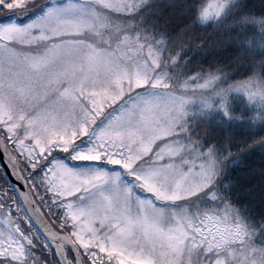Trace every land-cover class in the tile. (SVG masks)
I'll list each match as a JSON object with an SVG mask.
<instances>
[{
    "label": "snow or ice",
    "instance_id": "1",
    "mask_svg": "<svg viewBox=\"0 0 264 264\" xmlns=\"http://www.w3.org/2000/svg\"><path fill=\"white\" fill-rule=\"evenodd\" d=\"M255 152L264 0H0V264H264Z\"/></svg>",
    "mask_w": 264,
    "mask_h": 264
},
{
    "label": "trees",
    "instance_id": "2",
    "mask_svg": "<svg viewBox=\"0 0 264 264\" xmlns=\"http://www.w3.org/2000/svg\"><path fill=\"white\" fill-rule=\"evenodd\" d=\"M254 2L258 3V0H254ZM262 166H264V158L259 152H255L250 155H244L238 164L230 165L229 171L235 177L246 172L249 168L259 169Z\"/></svg>",
    "mask_w": 264,
    "mask_h": 264
}]
</instances>
